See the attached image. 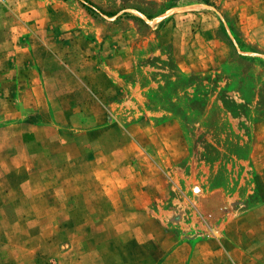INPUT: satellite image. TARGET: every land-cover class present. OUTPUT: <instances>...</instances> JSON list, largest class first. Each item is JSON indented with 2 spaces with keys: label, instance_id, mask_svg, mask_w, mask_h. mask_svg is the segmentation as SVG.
Instances as JSON below:
<instances>
[{
  "label": "rangeland",
  "instance_id": "rangeland-1",
  "mask_svg": "<svg viewBox=\"0 0 264 264\" xmlns=\"http://www.w3.org/2000/svg\"><path fill=\"white\" fill-rule=\"evenodd\" d=\"M161 227L264 264V0H0V264H149Z\"/></svg>",
  "mask_w": 264,
  "mask_h": 264
},
{
  "label": "crops",
  "instance_id": "crops-1",
  "mask_svg": "<svg viewBox=\"0 0 264 264\" xmlns=\"http://www.w3.org/2000/svg\"><path fill=\"white\" fill-rule=\"evenodd\" d=\"M32 127L35 128V125H33ZM37 127H40V125L39 124L36 125V128ZM45 142H46V145H48L49 139H46ZM56 192L62 194V198L60 202L63 203L62 205L63 209L68 208L69 205H71L70 208H73V207L80 208V209L89 208L86 204L91 201H88L85 195H87L88 192L90 191L86 189V186L63 185L61 189L60 190L58 189ZM97 202H98L97 200H94L95 204H97ZM142 202H143L142 205H136L138 207H134L132 211L135 209H138V210L142 209L143 211H145L146 216L150 217L151 213L149 211L154 210V208L151 207L149 198H146V200H142ZM48 203H50V205L52 204V207L51 206L49 207L53 209L59 208L58 205L53 201L52 202L48 201ZM98 203H101V202H98ZM130 218H134L133 215ZM143 218H145V216ZM152 218L156 219V221L159 220L158 215ZM159 221L157 222L159 223ZM162 223L165 226V223L163 221ZM127 224H132V222L127 221ZM140 224H142L143 226H150L149 224H151V222L150 221H147V222L140 221ZM164 233H165V230L162 227L158 229L157 231L152 230L149 232V235H150L149 238L152 240L151 242L153 244L151 245L153 247H150L149 249L146 248L147 251L143 250V257L148 258L149 264H162L161 260L164 259L165 257H166L165 261H167V259H176V257H178L180 259L190 261V264H195L194 259L198 257V254H199V251L197 250L199 242L203 240L207 243L210 242L211 244H213L214 242L213 236L212 237L206 236L201 241L199 239L196 241L188 240V239L178 240L179 243L175 246V248L173 247L174 245H170L167 247L166 245L167 237H166V234ZM169 247H171V249L167 251ZM209 252L213 254L212 251H206V254H209ZM210 259H213V257L212 258L210 257Z\"/></svg>",
  "mask_w": 264,
  "mask_h": 264
}]
</instances>
